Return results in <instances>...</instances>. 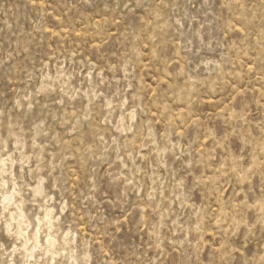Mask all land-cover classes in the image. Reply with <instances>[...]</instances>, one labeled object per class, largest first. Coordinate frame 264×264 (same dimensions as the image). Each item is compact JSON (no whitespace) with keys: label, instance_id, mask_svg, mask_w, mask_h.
<instances>
[{"label":"rangeland","instance_id":"obj_1","mask_svg":"<svg viewBox=\"0 0 264 264\" xmlns=\"http://www.w3.org/2000/svg\"><path fill=\"white\" fill-rule=\"evenodd\" d=\"M0 264H264V0H0Z\"/></svg>","mask_w":264,"mask_h":264}]
</instances>
